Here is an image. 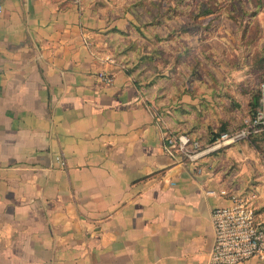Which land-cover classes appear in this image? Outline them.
Instances as JSON below:
<instances>
[{"label": "crops", "instance_id": "obj_1", "mask_svg": "<svg viewBox=\"0 0 264 264\" xmlns=\"http://www.w3.org/2000/svg\"><path fill=\"white\" fill-rule=\"evenodd\" d=\"M108 17L81 0L3 4L0 264H208L220 190L246 180L264 206L243 144L185 164L164 151L142 82L105 61Z\"/></svg>", "mask_w": 264, "mask_h": 264}, {"label": "rangeland", "instance_id": "obj_2", "mask_svg": "<svg viewBox=\"0 0 264 264\" xmlns=\"http://www.w3.org/2000/svg\"><path fill=\"white\" fill-rule=\"evenodd\" d=\"M81 1L116 22L105 61L142 82L168 133L200 143L202 154L191 163L243 144V168L249 170L252 157L264 167V138H248L250 133L214 148L216 142H208L219 131L237 132L258 107L253 101L264 85V0ZM245 182L241 189L258 199Z\"/></svg>", "mask_w": 264, "mask_h": 264}, {"label": "built area", "instance_id": "obj_3", "mask_svg": "<svg viewBox=\"0 0 264 264\" xmlns=\"http://www.w3.org/2000/svg\"><path fill=\"white\" fill-rule=\"evenodd\" d=\"M0 0V16L3 4ZM106 84L110 75L100 76ZM258 107L252 119L234 133H222L213 142H237L264 127V85L260 88ZM164 151L178 158L180 163L194 162L202 154L200 143L188 135L165 133ZM220 195L227 199L225 205L212 209L213 243L208 254V264H241L253 258L264 259V206L251 192H235L221 189Z\"/></svg>", "mask_w": 264, "mask_h": 264}, {"label": "trees", "instance_id": "obj_4", "mask_svg": "<svg viewBox=\"0 0 264 264\" xmlns=\"http://www.w3.org/2000/svg\"><path fill=\"white\" fill-rule=\"evenodd\" d=\"M202 12H203V14H207L208 11L205 10ZM258 103H259L258 98H255V100L253 101V106L254 107L258 106ZM253 115H254V113H253ZM253 115H252V117H253ZM219 135H220V131L212 134L211 137H209L208 142L209 143L213 142ZM250 135L251 136L248 138H264V127L262 129H260L258 132L251 133Z\"/></svg>", "mask_w": 264, "mask_h": 264}]
</instances>
